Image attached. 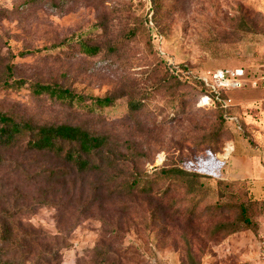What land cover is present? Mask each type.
I'll use <instances>...</instances> for the list:
<instances>
[{
	"label": "rangeland",
	"instance_id": "rangeland-1",
	"mask_svg": "<svg viewBox=\"0 0 264 264\" xmlns=\"http://www.w3.org/2000/svg\"><path fill=\"white\" fill-rule=\"evenodd\" d=\"M156 1L0 0V87L27 83L0 88V111L108 139L89 158L100 170L87 174L25 148L0 149V264H264V202L249 205L244 186L218 183L227 144L264 148V0ZM79 42L99 54L82 55ZM237 68L259 81L228 93L240 129L200 106L196 81ZM31 84L117 100L93 113L34 97ZM132 99L142 103L137 112ZM164 167L202 175L199 196L168 192L155 177ZM135 177L151 196L129 193Z\"/></svg>",
	"mask_w": 264,
	"mask_h": 264
},
{
	"label": "trees",
	"instance_id": "trees-1",
	"mask_svg": "<svg viewBox=\"0 0 264 264\" xmlns=\"http://www.w3.org/2000/svg\"><path fill=\"white\" fill-rule=\"evenodd\" d=\"M151 1L152 5L156 7L157 1ZM77 44L79 52L82 55L94 57L100 52L98 47L90 46L85 42H79ZM42 50L23 52L19 54V57L33 56L41 53ZM6 68L8 75L11 76L13 65H7ZM202 76L203 75H200L198 78H196L197 84L202 89L200 100L203 97H209L214 102V107H206L207 109L220 111L223 120L232 118L229 113L233 109L238 108L240 105L223 107L218 101L215 100L213 91L210 87L205 85L201 78ZM26 84L27 83L24 81H18L9 84L3 83L0 88L3 90H18L24 87ZM28 88L31 95L34 97H47L68 107L77 106L93 113L96 111L112 108L117 100L113 95H107L103 98H93L78 95L68 89H64L57 84H31L28 86ZM220 94L222 99L228 98V94L225 93V91H220ZM141 108V101L135 99L130 100L129 109L132 112H137ZM229 122L236 126V129H238L237 121ZM107 146L108 139L106 137L96 136L80 127L70 125H50L36 127L31 123L17 122L8 114L0 111V149L3 150L25 148L26 151L31 153H37L49 158L60 160L65 165L73 168L78 174H87L100 170V167L92 164L89 158L96 153H103ZM155 171V177L157 179L169 183L167 187L168 192L171 191L172 186H181L185 190L187 197L196 199L202 190V175L188 172L178 167H164L161 169L156 168ZM143 183L147 182L141 180L139 177H135L127 183V190L130 194L139 192L140 194L151 196L152 190L147 188ZM218 183L224 186L242 185L246 188L248 192V198L250 199L247 201V203L249 205H252L253 202L260 203L259 201H254L250 197L246 182H228L219 180ZM141 184L143 185L140 187ZM242 214H245L244 210H242ZM243 217V223L249 222V217ZM216 229L221 230L222 226H217ZM237 231L238 230H234L232 232L234 233Z\"/></svg>",
	"mask_w": 264,
	"mask_h": 264
},
{
	"label": "crops",
	"instance_id": "crops-1",
	"mask_svg": "<svg viewBox=\"0 0 264 264\" xmlns=\"http://www.w3.org/2000/svg\"><path fill=\"white\" fill-rule=\"evenodd\" d=\"M231 145L234 152L222 160L225 169L221 180L246 182L250 197L264 201V148L253 146L245 139L233 141Z\"/></svg>",
	"mask_w": 264,
	"mask_h": 264
},
{
	"label": "built area",
	"instance_id": "built-area-1",
	"mask_svg": "<svg viewBox=\"0 0 264 264\" xmlns=\"http://www.w3.org/2000/svg\"><path fill=\"white\" fill-rule=\"evenodd\" d=\"M207 87H210L214 93L215 100L218 101L223 107H229L234 105L231 98L222 99L220 91L225 93L241 90L247 84H251L253 88H256L259 81L251 82L248 80L247 73L244 69H217L206 71L201 77ZM264 80V78H262ZM201 107H214V102L209 97H203L200 100ZM229 121H236L235 118H229ZM240 129V128H238ZM233 152L231 143L227 144L223 150L222 155L224 160L227 159ZM157 166L161 165L163 158L157 161ZM260 258L264 261V242L261 243Z\"/></svg>",
	"mask_w": 264,
	"mask_h": 264
}]
</instances>
